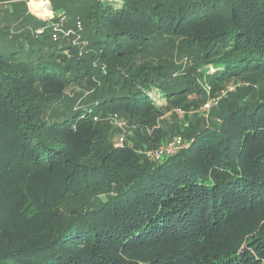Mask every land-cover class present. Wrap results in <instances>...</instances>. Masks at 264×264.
Instances as JSON below:
<instances>
[{
    "label": "trees",
    "instance_id": "trees-1",
    "mask_svg": "<svg viewBox=\"0 0 264 264\" xmlns=\"http://www.w3.org/2000/svg\"><path fill=\"white\" fill-rule=\"evenodd\" d=\"M28 1L0 0V264H264V0Z\"/></svg>",
    "mask_w": 264,
    "mask_h": 264
},
{
    "label": "built area",
    "instance_id": "built-area-1",
    "mask_svg": "<svg viewBox=\"0 0 264 264\" xmlns=\"http://www.w3.org/2000/svg\"><path fill=\"white\" fill-rule=\"evenodd\" d=\"M64 16L61 17V20H64ZM77 28L82 29V24L78 21ZM63 31L61 27H56V31L53 34V38L56 40L59 38V32ZM71 30H68L66 33H71ZM213 69V67H211ZM213 102H207L199 110L200 113L206 115L211 107ZM176 113L180 118H184L185 111L181 108L176 109ZM95 120H99L98 116H95ZM108 120L111 121L121 133L118 135L116 145L122 146L126 143L127 133H128V120L121 116L119 113H113L108 117ZM190 144L189 139L185 138L182 135H175L171 139L155 146V147H141L139 152L144 154L148 159L161 161L166 157L176 154L181 149L188 147Z\"/></svg>",
    "mask_w": 264,
    "mask_h": 264
},
{
    "label": "rangeland",
    "instance_id": "rangeland-1",
    "mask_svg": "<svg viewBox=\"0 0 264 264\" xmlns=\"http://www.w3.org/2000/svg\"><path fill=\"white\" fill-rule=\"evenodd\" d=\"M30 1H31V3H30ZM41 1H43V0H29L28 1V8H29V10L30 11H32V12H36V15H38L37 14V12H39V11H42L41 9H34V7H33V4H38V3H40ZM46 2H47V13L45 12V13H43V15L42 16H48L49 18L50 17H52L51 15H54V10L52 9V4H51V0H45ZM31 5V6H30ZM34 10V11H33ZM38 10V11H37ZM34 12V13H35ZM51 12H52V14H51ZM39 17H42V16H40V14L38 15ZM59 37H60V35H59ZM233 86L232 85H230L229 86V88H228V90H231V88H232ZM160 102L161 103H165V100H160ZM206 103L207 102H213V103H215L216 102V99H215V97H210V98H208L206 101H205ZM202 107V106H201ZM200 106L198 107V108H193V109H190V110H185L184 108H182L181 107V109H183L185 112H193L192 110H194V113H190L191 115H193V117H192V119H195V117H194V115H199V110H200V108H201ZM177 108H180V107H171V108H169L168 109V111H167V114H166V118L168 119V120H170V121H172V122H177L178 124H182L181 123V119H180V117L177 115V113H176V109ZM186 113V114H187ZM202 114V113H201ZM109 121V120H108ZM175 122V123H176ZM110 123H111V125H112V130H113V132H114V134H113V136H112V138H113V142H114V144H116L117 143V139H118V135L121 133V131L110 121ZM183 123H185V124H187V120L185 121V122H183ZM128 133H129V131H128ZM127 133V134H128ZM121 146V145H120Z\"/></svg>",
    "mask_w": 264,
    "mask_h": 264
},
{
    "label": "bare ground",
    "instance_id": "bare-ground-1",
    "mask_svg": "<svg viewBox=\"0 0 264 264\" xmlns=\"http://www.w3.org/2000/svg\"><path fill=\"white\" fill-rule=\"evenodd\" d=\"M30 3H31V1H30ZM31 6V5H30ZM33 7H34V9L36 8V9H41L42 11H39V12H37L38 14H42L43 15V13H47V2L45 1V0H43V1H41L40 3H38V4H33ZM38 11V10H37ZM51 14H52V12H51ZM41 15V16H42Z\"/></svg>",
    "mask_w": 264,
    "mask_h": 264
},
{
    "label": "water",
    "instance_id": "water-1",
    "mask_svg": "<svg viewBox=\"0 0 264 264\" xmlns=\"http://www.w3.org/2000/svg\"><path fill=\"white\" fill-rule=\"evenodd\" d=\"M33 11H34V10H33ZM34 12H35V11H34ZM34 12H33V13H34ZM35 14H36V12H35ZM37 14H38V13H37ZM38 15H39V14H38ZM40 16H41V15H40ZM41 18L47 19V18H49V17H48V16H46V17H45V16H42Z\"/></svg>",
    "mask_w": 264,
    "mask_h": 264
}]
</instances>
